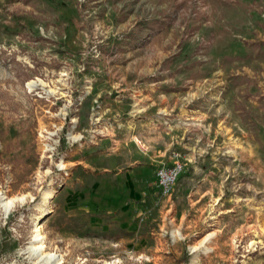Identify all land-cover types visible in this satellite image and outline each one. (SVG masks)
I'll return each instance as SVG.
<instances>
[{
    "label": "rangeland",
    "instance_id": "rangeland-1",
    "mask_svg": "<svg viewBox=\"0 0 264 264\" xmlns=\"http://www.w3.org/2000/svg\"><path fill=\"white\" fill-rule=\"evenodd\" d=\"M0 264H264V0H0Z\"/></svg>",
    "mask_w": 264,
    "mask_h": 264
},
{
    "label": "built area",
    "instance_id": "built-area-1",
    "mask_svg": "<svg viewBox=\"0 0 264 264\" xmlns=\"http://www.w3.org/2000/svg\"><path fill=\"white\" fill-rule=\"evenodd\" d=\"M183 172V166L180 163H173L169 167H160L155 172V179L159 192L163 197H169L172 186Z\"/></svg>",
    "mask_w": 264,
    "mask_h": 264
}]
</instances>
